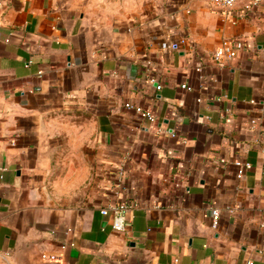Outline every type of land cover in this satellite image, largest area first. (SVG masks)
Returning <instances> with one entry per match:
<instances>
[{
    "label": "crops",
    "instance_id": "0c3cea01",
    "mask_svg": "<svg viewBox=\"0 0 264 264\" xmlns=\"http://www.w3.org/2000/svg\"><path fill=\"white\" fill-rule=\"evenodd\" d=\"M176 260L264 264V0H0V264Z\"/></svg>",
    "mask_w": 264,
    "mask_h": 264
},
{
    "label": "built area",
    "instance_id": "2783aa9c",
    "mask_svg": "<svg viewBox=\"0 0 264 264\" xmlns=\"http://www.w3.org/2000/svg\"><path fill=\"white\" fill-rule=\"evenodd\" d=\"M238 0H211V2L220 8H231L235 6ZM259 0H254V2H258ZM187 41L185 37H180L179 39L175 40L173 42L174 47H179L181 44H184ZM238 54V50L236 48L235 43L230 39H223V41L213 50V56L215 60L223 65L226 63L227 60L235 58ZM201 70V67L198 68ZM161 85H158L160 87ZM184 87H186V84H183ZM125 105L128 108H132L136 110L140 116L143 118H146L150 121L156 120V114L155 112L150 109L146 108L140 104H136L131 101H127ZM234 164L237 166V175L239 178L243 177L246 173V171L250 168H252V163L248 160L244 159H237L234 161ZM132 205L130 203L115 201L111 202L108 205H105L101 208V211L103 214H110L112 216V225L114 229L123 231L126 229L128 222H129V212L131 210ZM213 214V222L212 226L217 227L219 224L220 216H221V209L219 207H214L212 209ZM72 228H66L64 230V234L66 237L70 236L72 234ZM74 242L72 239H68L65 241L62 246L66 247L68 245H72ZM44 257H50L47 254H44ZM51 258V257H50ZM250 263L253 264V261L250 260ZM175 264H178V260H176Z\"/></svg>",
    "mask_w": 264,
    "mask_h": 264
}]
</instances>
